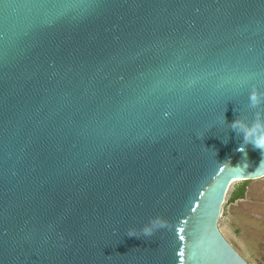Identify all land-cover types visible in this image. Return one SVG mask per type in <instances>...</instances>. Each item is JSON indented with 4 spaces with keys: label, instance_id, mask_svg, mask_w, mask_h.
Instances as JSON below:
<instances>
[{
    "label": "water",
    "instance_id": "1",
    "mask_svg": "<svg viewBox=\"0 0 264 264\" xmlns=\"http://www.w3.org/2000/svg\"><path fill=\"white\" fill-rule=\"evenodd\" d=\"M253 91L264 0H0V264H248Z\"/></svg>",
    "mask_w": 264,
    "mask_h": 264
},
{
    "label": "rangeland",
    "instance_id": "2",
    "mask_svg": "<svg viewBox=\"0 0 264 264\" xmlns=\"http://www.w3.org/2000/svg\"><path fill=\"white\" fill-rule=\"evenodd\" d=\"M242 182L234 183L222 208L219 228L248 264H264V178L249 181L245 198L231 202Z\"/></svg>",
    "mask_w": 264,
    "mask_h": 264
},
{
    "label": "clouds",
    "instance_id": "3",
    "mask_svg": "<svg viewBox=\"0 0 264 264\" xmlns=\"http://www.w3.org/2000/svg\"><path fill=\"white\" fill-rule=\"evenodd\" d=\"M264 105V93L253 91L249 95V107L255 111V120L249 125L245 122L235 120L231 127L238 135H243V145L247 146L251 144L255 149H259L264 152V111L260 110ZM227 143V141H224ZM242 146L239 151H245V147ZM154 221H149L148 225H145L142 229L145 236H150L152 233L149 229L153 226Z\"/></svg>",
    "mask_w": 264,
    "mask_h": 264
},
{
    "label": "trees",
    "instance_id": "4",
    "mask_svg": "<svg viewBox=\"0 0 264 264\" xmlns=\"http://www.w3.org/2000/svg\"><path fill=\"white\" fill-rule=\"evenodd\" d=\"M247 186H248V182H242V184L238 187L236 192H234L233 195L231 196L230 201L231 202H235L237 200L244 199L245 198V194H246Z\"/></svg>",
    "mask_w": 264,
    "mask_h": 264
}]
</instances>
